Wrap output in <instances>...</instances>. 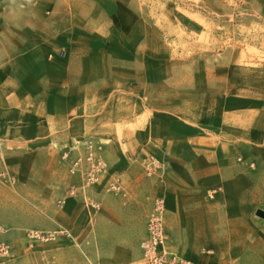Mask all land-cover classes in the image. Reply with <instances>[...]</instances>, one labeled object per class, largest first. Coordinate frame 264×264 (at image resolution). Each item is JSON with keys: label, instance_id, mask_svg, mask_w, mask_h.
I'll use <instances>...</instances> for the list:
<instances>
[{"label": "rangeland", "instance_id": "rangeland-1", "mask_svg": "<svg viewBox=\"0 0 264 264\" xmlns=\"http://www.w3.org/2000/svg\"><path fill=\"white\" fill-rule=\"evenodd\" d=\"M66 1V13L48 33L47 49L42 30L48 26V0H0V80L39 74L36 66L48 61V75L90 76L100 82L85 98L71 93L65 132L94 139L111 159L103 183L95 186L100 192H89L101 202L96 214L101 264H131L141 255L146 212H136L133 244L130 201L119 216L128 225L123 236L129 240L119 242L109 227L107 201L125 199L128 169L136 173L131 181L146 183L151 203L158 189L165 192V225L173 249L200 264H264V219L256 214L264 210V0ZM87 117L90 122L82 120ZM146 139L158 142L157 150H142ZM176 143L170 161L167 150ZM14 149H1L5 159L15 156ZM151 154L166 160L164 181L145 170ZM183 159L196 162L191 174L196 184L190 188L180 180ZM33 160L27 170L48 178V164ZM210 164L225 166L229 175L218 178ZM14 165L5 169L12 173ZM55 170L63 183H70L59 161ZM111 175L121 180L122 194L108 190ZM31 183L36 198L48 199V211L62 220L68 187L57 186L62 192H55L43 186L47 179ZM0 187L7 189L1 192L5 206L3 197L13 189L1 180ZM72 196L73 219L84 214L87 221L82 193ZM86 228L81 243L92 250L88 223ZM29 230L17 236L21 255L10 264H41L45 250L56 264H86L75 244L68 247L72 255L63 254L61 235L40 243L43 249H31Z\"/></svg>", "mask_w": 264, "mask_h": 264}, {"label": "crops", "instance_id": "crops-1", "mask_svg": "<svg viewBox=\"0 0 264 264\" xmlns=\"http://www.w3.org/2000/svg\"><path fill=\"white\" fill-rule=\"evenodd\" d=\"M70 2H74V0ZM66 3V0H48L49 14L45 17L48 26H45L42 30L45 36L42 43L47 49L48 33H51L54 30L51 28L53 22L58 18L63 17L66 13ZM84 63L87 64L88 61H84ZM37 67L38 71H41L39 74L26 77H6L5 79L0 80V167L3 168H1L2 170H0V173L6 171L15 178L14 183H6L0 178L6 186L13 189V192L9 191L8 195L3 197L5 206H2L3 204L1 201L3 194L1 192L5 191L6 194L7 189L4 190L0 187V225L4 229L2 239L11 244L13 256L18 258L21 255V250L18 246L17 236L22 234L24 229H35L44 232L60 231L64 229L69 232V235L62 234L60 236L66 246V251L63 252L64 255L67 257L72 255V251L69 250L68 247L69 244H75L86 264H101L102 251L98 241L96 218L95 221L91 222L88 212L86 215L87 221H85L84 214L82 215V221L80 220L79 214L76 215V219H73L72 215L76 199H73L74 196L69 194V190L72 185L80 186L82 184L81 177L78 174H71L69 171V163L62 158V155L60 157V151L62 152L63 149L73 146L83 148L82 145L86 140L81 137L71 138L69 137L68 132H65L68 129L66 117L71 108L69 103L70 98L75 96V94H78L80 98H85L86 95L88 96L91 92L94 93V90L100 87V82L92 79L90 76L74 77L67 74L61 77H56L48 75V67H50L48 61H46L45 64L37 65L36 68ZM39 67H42V69H39ZM64 67L68 68V65ZM57 116L60 117L59 120H55ZM51 117L53 118V121L51 120ZM82 120L87 122L91 121L89 117L85 119L83 118ZM158 145L159 143L155 140L152 139L150 141L146 139L141 145V149L146 152H154L157 150L156 147ZM177 146L178 144L176 143L174 150L172 148L167 150V153H172L170 154V161L174 159ZM3 147L15 148V153H13L15 156H12L11 159H5V154H7V152L1 150ZM149 156L157 157L163 164V167L154 174L156 176H150V178L162 176L161 181H164L166 179V175L164 174L165 172H168L166 160L155 154L148 155L147 158ZM34 158L36 160L39 158L41 163L44 162L48 164V171L50 172L48 178L44 176L37 177L36 173L27 170V165H31ZM106 160L108 164L111 161V159L108 161L107 158ZM57 161H59L70 174V183H68L67 180L63 183V178L57 175V170H55ZM183 161L185 162L184 164L182 163V169L184 170L182 174H184V178L180 180L184 183V187L190 188L196 184L197 177L191 175L192 172H194L192 167L194 165L196 166V162L192 164L184 159ZM11 164H15L13 166L14 172L12 173L5 169V167L7 169L11 168ZM129 167H134V165H130ZM203 170L204 169H202L201 172ZM210 172L216 173L218 178H220L221 175L227 177L230 173L225 166L221 170L219 169V166H216L215 164H210ZM125 175L127 177V193L125 199L120 202L119 200L109 197L107 201V209L110 212L109 227L112 228V232L116 235L119 242L122 240H129L124 239L123 236L126 235L125 225L127 224L124 225L119 221V216L121 215L120 208H123L124 211L127 210L126 206H128L130 201V210H132L133 219L129 225L130 232H128V237H132L129 242L133 244L135 243L136 237L134 230L137 229V210H142L147 213L143 236V238H146L148 235L147 221L149 214L153 209V200L158 195H165V192L158 189L157 194L153 196L151 203L148 200V188L144 186L146 183L131 181L132 178L137 179L134 170H126ZM38 178L41 180H48V185H43L48 186V191L53 190L55 192H62L61 190H56V187H68V190L66 188L65 192L67 195L66 200L62 203L64 204L62 220L57 219L56 213L48 211V199H45V197L36 198L37 194H35V188L32 186L33 184L31 182H37ZM111 178L114 179L117 178V176L111 175L110 179ZM157 179L158 182H160L159 178ZM26 180L29 181L27 182ZM172 186L174 187V185ZM91 190H93V192H100V189L96 190L95 187L91 188L90 191ZM174 190L179 191L178 187L171 189V191ZM60 201L58 204L59 206H61ZM47 216L48 221H46ZM87 223L91 227L89 241L92 243V250H89L88 247L81 243L83 240L82 238L85 237L84 230L87 227ZM45 227L50 229H44ZM81 228H83V230H81ZM40 243L43 242H38L33 247L30 246L31 249L38 247ZM168 246L172 252L184 255L200 264L195 259L173 249L170 246L169 241ZM38 248L43 249L45 247L39 246ZM44 256H48L47 250L42 252L41 260H43ZM141 259L142 250L140 257L131 262V264H140Z\"/></svg>", "mask_w": 264, "mask_h": 264}, {"label": "built area", "instance_id": "built-area-1", "mask_svg": "<svg viewBox=\"0 0 264 264\" xmlns=\"http://www.w3.org/2000/svg\"><path fill=\"white\" fill-rule=\"evenodd\" d=\"M83 148L77 146L62 150V158L69 163L71 174H78L81 177L80 187L72 185L69 193L74 195L79 191L85 201L90 221H95L96 214L101 210V202L90 195L89 191L95 186L103 183L109 172V164L103 154L102 145L94 139L88 138L83 143ZM145 170L149 176L154 175L158 169L163 167L162 162L150 157L145 161ZM0 178L6 183H14L15 178L6 171L0 173ZM108 190L120 195L123 193V184L120 179H112L107 184ZM219 188L210 191V196L214 197ZM167 206L164 195H158L153 200V210L148 217V235L141 243L142 259L140 264H198L194 260L172 252L168 246V235L166 231L165 218ZM3 227L0 225V264H10L13 258V249L8 241L2 239ZM62 234L69 235L67 230L60 231H40L29 230L28 238L30 246L37 242L55 241ZM41 264H56L51 256H44Z\"/></svg>", "mask_w": 264, "mask_h": 264}, {"label": "water", "instance_id": "water-1", "mask_svg": "<svg viewBox=\"0 0 264 264\" xmlns=\"http://www.w3.org/2000/svg\"><path fill=\"white\" fill-rule=\"evenodd\" d=\"M256 214H257L259 217H261V218L264 219V210H263V209H258L257 212H256Z\"/></svg>", "mask_w": 264, "mask_h": 264}]
</instances>
